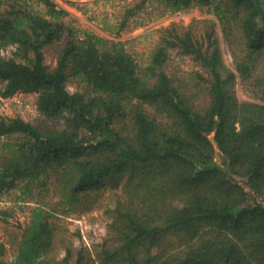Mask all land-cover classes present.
<instances>
[{
	"label": "trees",
	"instance_id": "16d2710c",
	"mask_svg": "<svg viewBox=\"0 0 264 264\" xmlns=\"http://www.w3.org/2000/svg\"><path fill=\"white\" fill-rule=\"evenodd\" d=\"M147 2L213 14L233 66L214 19L162 28L141 64L55 0H0V95H34L38 112L0 116V199L23 187L38 203L0 264H264V0H141L118 31ZM172 50L199 68L171 75ZM102 206L104 240L75 246L62 217Z\"/></svg>",
	"mask_w": 264,
	"mask_h": 264
},
{
	"label": "rangeland",
	"instance_id": "374dc122",
	"mask_svg": "<svg viewBox=\"0 0 264 264\" xmlns=\"http://www.w3.org/2000/svg\"><path fill=\"white\" fill-rule=\"evenodd\" d=\"M58 5L65 7L70 15L66 20L72 21L75 26L81 29H88L101 36L110 39L121 40L126 48L132 52L137 60L144 64L148 61L151 51L160 43L162 28L178 23L180 26H192L197 34H201L209 24L206 19L217 21L216 32L220 40L223 58L226 64L233 66V55L227 44L221 26L215 16L207 10L193 8L176 13L163 12V7L157 3H146V8L136 12L130 19L125 29L118 31L120 22L129 7H133L141 0H55ZM4 54L10 55L11 48L5 50ZM54 63V59L49 58ZM198 64L189 55L172 50L167 62V71L173 75L187 77L190 72L198 69ZM70 91L77 90L75 83L68 85ZM236 91L240 98L248 99L245 86L238 77ZM35 96L31 94L16 93L8 98H0V116L15 117L21 116L26 120H34L38 116L34 104ZM213 138V134L211 135ZM1 143V141H0ZM222 156L217 154V161L221 162ZM42 188L32 186V191L39 194ZM44 191V190H43ZM44 193V192H43ZM44 194L38 195L43 200ZM49 195L45 201H51ZM53 200H56L54 198ZM264 203V200H261ZM31 199L26 193L25 188L17 187L0 199V208L13 209V215L4 220L5 215L0 214V242L7 247L5 258L11 260L13 251L9 244L10 235L20 232L19 224L25 226L31 218V210L38 203ZM102 206L91 212L78 214L73 213L63 216L65 219L68 235L73 239L75 246H89L92 248L94 243L102 242L107 235L109 219L104 213ZM61 250L60 257L64 255Z\"/></svg>",
	"mask_w": 264,
	"mask_h": 264
},
{
	"label": "water",
	"instance_id": "95a60500",
	"mask_svg": "<svg viewBox=\"0 0 264 264\" xmlns=\"http://www.w3.org/2000/svg\"><path fill=\"white\" fill-rule=\"evenodd\" d=\"M222 264H228V262L225 260Z\"/></svg>",
	"mask_w": 264,
	"mask_h": 264
},
{
	"label": "built area",
	"instance_id": "2783aa9c",
	"mask_svg": "<svg viewBox=\"0 0 264 264\" xmlns=\"http://www.w3.org/2000/svg\"><path fill=\"white\" fill-rule=\"evenodd\" d=\"M0 98L2 99V98H4V97H2V96L0 95Z\"/></svg>",
	"mask_w": 264,
	"mask_h": 264
}]
</instances>
